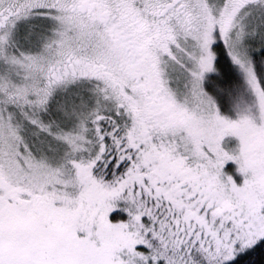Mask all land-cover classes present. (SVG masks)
I'll list each match as a JSON object with an SVG mask.
<instances>
[{
  "label": "snow or ice",
  "instance_id": "6c2138e0",
  "mask_svg": "<svg viewBox=\"0 0 264 264\" xmlns=\"http://www.w3.org/2000/svg\"><path fill=\"white\" fill-rule=\"evenodd\" d=\"M0 264H264V0H0Z\"/></svg>",
  "mask_w": 264,
  "mask_h": 264
}]
</instances>
